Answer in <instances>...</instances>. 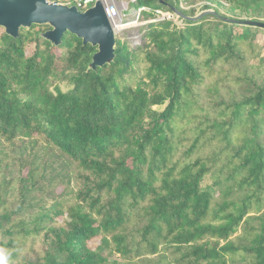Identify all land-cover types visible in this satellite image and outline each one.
Listing matches in <instances>:
<instances>
[{
	"label": "trees",
	"instance_id": "1",
	"mask_svg": "<svg viewBox=\"0 0 264 264\" xmlns=\"http://www.w3.org/2000/svg\"><path fill=\"white\" fill-rule=\"evenodd\" d=\"M144 1L217 14L149 19L95 68L69 31L0 27V264H264V27L225 19L264 0Z\"/></svg>",
	"mask_w": 264,
	"mask_h": 264
},
{
	"label": "water",
	"instance_id": "2",
	"mask_svg": "<svg viewBox=\"0 0 264 264\" xmlns=\"http://www.w3.org/2000/svg\"><path fill=\"white\" fill-rule=\"evenodd\" d=\"M164 2V0H154ZM170 10L179 18L195 20L205 14H217L212 9H205L198 14L188 16L174 5ZM264 27V21L235 20ZM32 23L47 24L48 27L39 32V36L51 44L61 42L63 32L69 31L82 43H90L95 47L87 68H95L113 60L115 55L116 28L107 17L103 0H94L92 4L79 9L75 4H66L54 0H0V27L10 36L16 37L21 27Z\"/></svg>",
	"mask_w": 264,
	"mask_h": 264
},
{
	"label": "rangeland",
	"instance_id": "3",
	"mask_svg": "<svg viewBox=\"0 0 264 264\" xmlns=\"http://www.w3.org/2000/svg\"><path fill=\"white\" fill-rule=\"evenodd\" d=\"M58 2L61 3H67L69 2L70 4H73L75 2V0H57ZM108 4H113L114 6H116L119 10H120V17L122 18L123 22L126 23H130L132 22L130 25L125 26L124 28H120L117 32L116 35L117 37L126 42V45L128 48H132L135 47L137 45H141L143 43V38H142V30L140 29V27L145 24L147 22V20L149 19H160L161 15H156V14H151V13H145V12H141L138 14L137 11L134 9V4L130 1H128V5L127 4H123V2L125 0H107ZM146 4L147 6L153 7V1L150 2H145L144 0H140L138 5H143ZM126 6V8H123V6ZM210 9V8H209ZM205 10V9H204ZM150 11V10H147ZM202 11V10H201ZM151 12V11H150ZM200 12V11H199ZM198 12V13H199ZM196 13V14H198ZM195 14V15H196ZM173 17H177V16H173ZM259 17V16H257ZM260 19H263L262 17H259ZM180 20H177V23H179ZM47 28V27H46ZM44 29H38L37 30V34L39 35V32L45 30ZM259 39H262V36H259ZM68 73V71H64V74ZM59 75L56 78H51L50 80V86L49 88L52 89L54 86H58L61 90L65 91L69 88L72 87V81L70 80L68 75ZM205 91L203 89V87L200 90V93L203 94ZM202 101H204V99H202ZM28 149H25L23 151H20V149L17 151V154L19 156H22L25 158V156H27L26 161H31L33 162H40V161H44L46 159V170L49 172V174H53L55 175H61L62 173H64V170H66L68 168V166H66L64 163H66L64 160H62V158L58 157L57 154H44L41 151H38V154L35 157V152L31 153L30 155H27ZM9 172H13L15 173L14 170H9ZM69 182L72 184V177L70 175L69 177ZM62 183H60V185H58L56 187V191L58 192H62V188L63 186L61 185ZM110 259L113 258H118L117 254H110L109 255Z\"/></svg>",
	"mask_w": 264,
	"mask_h": 264
},
{
	"label": "built area",
	"instance_id": "4",
	"mask_svg": "<svg viewBox=\"0 0 264 264\" xmlns=\"http://www.w3.org/2000/svg\"><path fill=\"white\" fill-rule=\"evenodd\" d=\"M57 1V0H54ZM94 0H75L73 4H75L79 9H84L85 7L89 6L90 4L93 3ZM128 1L132 2L134 5V9L137 11L139 14L141 10H150L152 13L156 15H161V18H173L175 15L171 10H164L159 7H150L147 6L146 4L143 5H138L139 0H125L123 4L128 5ZM105 4V9L107 13V17L110 20L111 24L116 28V32L120 29L118 28L121 25H125L126 22L122 21V18L120 17V10L114 6L113 4H108L107 0H103ZM66 4H70L67 2ZM123 6V5H122ZM123 8H126V6H123ZM176 16V15H175Z\"/></svg>",
	"mask_w": 264,
	"mask_h": 264
},
{
	"label": "bare ground",
	"instance_id": "5",
	"mask_svg": "<svg viewBox=\"0 0 264 264\" xmlns=\"http://www.w3.org/2000/svg\"><path fill=\"white\" fill-rule=\"evenodd\" d=\"M132 22H130V23H126L125 25L123 24V25H121V26H119L118 28H124L125 26H128V25H130Z\"/></svg>",
	"mask_w": 264,
	"mask_h": 264
},
{
	"label": "clouds",
	"instance_id": "6",
	"mask_svg": "<svg viewBox=\"0 0 264 264\" xmlns=\"http://www.w3.org/2000/svg\"><path fill=\"white\" fill-rule=\"evenodd\" d=\"M6 254L5 253H0V256H5Z\"/></svg>",
	"mask_w": 264,
	"mask_h": 264
}]
</instances>
